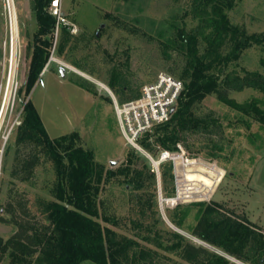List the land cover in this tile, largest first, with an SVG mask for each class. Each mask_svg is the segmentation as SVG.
Returning a JSON list of instances; mask_svg holds the SVG:
<instances>
[{
    "label": "rangeland",
    "instance_id": "rangeland-1",
    "mask_svg": "<svg viewBox=\"0 0 264 264\" xmlns=\"http://www.w3.org/2000/svg\"><path fill=\"white\" fill-rule=\"evenodd\" d=\"M191 2L61 0L67 25L60 28L58 36L54 31L50 64L24 102L25 94L20 90L29 75L39 25L32 0H9V5L8 0H0V218L10 220L6 206L11 202L16 207L21 201L27 204L30 221L42 224L45 220L41 204L54 200L55 164L42 153L31 181L21 182L13 176L18 169L16 157L29 153L16 145V134L24 105L31 99L51 139L76 134V147L91 152L105 174L130 169L134 177L139 175L138 189L134 185L127 186V177L120 173L104 181L98 199L100 215L116 221V226L110 227L120 236L137 241L139 250L149 251L154 264H189L178 253L145 240L148 236L154 238L157 231L164 245L173 240L169 232L174 231L232 264H251L177 228L169 216L177 205H214L224 214L247 224L250 222L264 235V120L251 111L254 105L264 111V94L253 89L229 94L236 104H248L249 109L252 108L248 114L220 102L215 94L197 104L196 114L211 117L217 125H211V132L186 134L178 151L173 152L184 156V161L177 166L173 179H164L163 165L155 172L147 155L158 161L162 150L152 156L143 147V152L138 151L127 142L107 90H111L108 82L113 68H117L134 89L154 83L162 74L174 77L171 69L178 75L182 72L185 57L170 51L171 59L167 60L159 33L169 29L174 20L179 25L185 21L187 29L197 26L198 22L186 16ZM9 6L13 41L16 39L18 44L17 72L13 79H10ZM47 11L50 13V8ZM228 15L232 25L241 27L249 35L264 34V0H237ZM231 70L242 75L243 70L264 75V45H255L243 52L231 65ZM77 80L92 84L94 94L78 86ZM115 97L118 100L119 97ZM133 152L137 155L130 163L128 156ZM187 177L199 184L192 185L185 180ZM164 189L174 190V197L165 198ZM177 193L180 199L174 200ZM190 209L184 229L197 224L195 217L199 208ZM155 224L154 232L149 234L144 226ZM15 232V227L0 222V237L7 240ZM9 263L6 256L0 264ZM81 264L95 263L84 261Z\"/></svg>",
    "mask_w": 264,
    "mask_h": 264
},
{
    "label": "trees",
    "instance_id": "trees-1",
    "mask_svg": "<svg viewBox=\"0 0 264 264\" xmlns=\"http://www.w3.org/2000/svg\"><path fill=\"white\" fill-rule=\"evenodd\" d=\"M51 2L32 0L39 30L35 36L29 75L20 90V93L25 94L24 102L50 59L56 28L55 17L47 11ZM236 2L192 0L186 16L198 22L197 26L187 29L185 21L179 25L174 20L169 29L159 33L167 60L171 59V52H179L185 57V66L179 75L175 69H171L174 77L183 82L185 93L171 119L141 139L142 147L152 156L161 150L178 151V145L184 142L186 134L211 132V125H217V121L211 117H200L195 112V106L206 97L215 94L220 102L248 114L252 108L249 109L248 104H236L229 94L246 89L264 94L263 74L243 70L242 75L236 70L229 71L243 52L255 45H264V34L249 35L241 27L231 24L228 13L236 6ZM75 82L94 94L92 84L86 80ZM108 86L119 97L120 103L137 99L141 94V89L131 87L117 68L111 70ZM251 111L260 114L264 120V111L261 112L257 105ZM76 140V134L51 139L31 99L25 103L21 124L17 127L16 145L26 148L29 153L24 157H16L18 169L13 176L21 182L31 181L43 154V157L54 162L56 168L54 200L42 202L41 212L45 220L42 224L30 221L31 213L27 204L19 201L16 207L11 202L6 206L11 218H0V222L12 225L16 232L7 240L0 237V263L7 256L9 264H81L84 261L95 264H154L149 251L139 250L137 241L120 236L110 227L116 226V221L112 222L107 215H100L98 199L104 181L120 173L127 177V186L134 185L138 189L139 175L134 177L130 169L108 171L105 174L104 169L95 163L91 152L76 147ZM136 155L133 152L128 156L130 163ZM183 161L182 156L178 157L176 166ZM161 165L163 178L173 179V163ZM185 180L192 185L199 184L188 177ZM163 196L174 197V190L164 189ZM191 207L199 208L195 217L197 224L184 229ZM169 219L177 228L238 260L264 264V235L250 222L247 224L237 217L220 212L214 205L203 203L177 205ZM137 226L143 227L140 224ZM144 227L151 234L156 224ZM169 234L173 240L167 245L162 242L158 231L154 238L148 236L145 240L168 252L178 253L189 264H232L206 248L195 246L178 232L170 231Z\"/></svg>",
    "mask_w": 264,
    "mask_h": 264
},
{
    "label": "built area",
    "instance_id": "built-area-1",
    "mask_svg": "<svg viewBox=\"0 0 264 264\" xmlns=\"http://www.w3.org/2000/svg\"><path fill=\"white\" fill-rule=\"evenodd\" d=\"M9 10L11 27V77L13 57V73L15 76V73L17 72L18 44L16 39L15 42L13 41L10 6ZM50 13L56 19L55 30L56 36H58L60 28L64 25H67V22L62 15L61 0H52L50 5ZM107 90L114 101L115 113L123 137L132 147L142 152L143 148L142 145H140L141 139L145 135L152 133V131L156 127L167 123L171 119L172 114L177 109L179 102L185 93L184 84L174 77L166 74L160 75L154 83L145 85L141 89L139 98L127 101L125 103H120L115 97L114 93L108 88ZM147 155L154 165L155 172L159 171V166L161 164L172 162L174 167V174L177 170V158L182 156L175 155V153L173 152L163 150L161 151L158 161H154V159H152L149 154ZM182 157L184 158V156ZM179 199V194L177 193V198L174 200Z\"/></svg>",
    "mask_w": 264,
    "mask_h": 264
},
{
    "label": "bare ground",
    "instance_id": "bare-ground-1",
    "mask_svg": "<svg viewBox=\"0 0 264 264\" xmlns=\"http://www.w3.org/2000/svg\"><path fill=\"white\" fill-rule=\"evenodd\" d=\"M11 20H12V16H11ZM12 27H13V23H12ZM15 53V52H14ZM13 67H14V57H13V62H12V72H11V77L10 79H13L14 78V73H13ZM105 87V86H104ZM106 88V87H105Z\"/></svg>",
    "mask_w": 264,
    "mask_h": 264
},
{
    "label": "water",
    "instance_id": "water-1",
    "mask_svg": "<svg viewBox=\"0 0 264 264\" xmlns=\"http://www.w3.org/2000/svg\"><path fill=\"white\" fill-rule=\"evenodd\" d=\"M48 66V65H47ZM47 68V67H46ZM46 68L43 70L42 74L44 73V71L46 70ZM41 77V76H40Z\"/></svg>",
    "mask_w": 264,
    "mask_h": 264
}]
</instances>
